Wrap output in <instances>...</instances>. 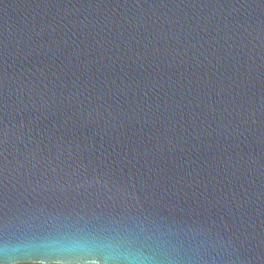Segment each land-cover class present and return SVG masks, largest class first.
I'll use <instances>...</instances> for the list:
<instances>
[{"label": "water", "instance_id": "95a60500", "mask_svg": "<svg viewBox=\"0 0 264 264\" xmlns=\"http://www.w3.org/2000/svg\"><path fill=\"white\" fill-rule=\"evenodd\" d=\"M264 264V0H0V264Z\"/></svg>", "mask_w": 264, "mask_h": 264}, {"label": "trees", "instance_id": "16d2710c", "mask_svg": "<svg viewBox=\"0 0 264 264\" xmlns=\"http://www.w3.org/2000/svg\"><path fill=\"white\" fill-rule=\"evenodd\" d=\"M16 264H41V263L22 262V263H16ZM51 264H56V263H51Z\"/></svg>", "mask_w": 264, "mask_h": 264}]
</instances>
